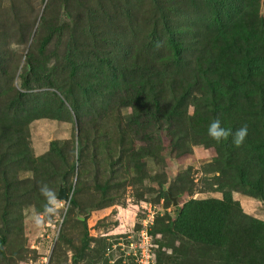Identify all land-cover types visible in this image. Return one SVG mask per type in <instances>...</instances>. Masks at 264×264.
I'll list each match as a JSON object with an SVG mask.
<instances>
[{
	"label": "rangeland",
	"instance_id": "1",
	"mask_svg": "<svg viewBox=\"0 0 264 264\" xmlns=\"http://www.w3.org/2000/svg\"><path fill=\"white\" fill-rule=\"evenodd\" d=\"M145 226L264 264V0H0V264H137Z\"/></svg>",
	"mask_w": 264,
	"mask_h": 264
},
{
	"label": "clouds",
	"instance_id": "2",
	"mask_svg": "<svg viewBox=\"0 0 264 264\" xmlns=\"http://www.w3.org/2000/svg\"><path fill=\"white\" fill-rule=\"evenodd\" d=\"M208 135L215 139L217 142H220L223 139H227L231 135L233 143L236 146H240L244 143L245 138L248 135V128L247 126H244L233 133L230 129L222 127L220 119L217 118L210 123L208 127ZM41 192L47 198L49 206L46 207V211L48 213H52L56 209H59L61 207L59 199L57 198V193L53 189L49 190L47 187H45L41 189ZM34 219L38 225L41 224V220L38 216L34 217Z\"/></svg>",
	"mask_w": 264,
	"mask_h": 264
},
{
	"label": "built area",
	"instance_id": "3",
	"mask_svg": "<svg viewBox=\"0 0 264 264\" xmlns=\"http://www.w3.org/2000/svg\"><path fill=\"white\" fill-rule=\"evenodd\" d=\"M141 237L142 240L140 241L137 250L133 252L137 264H157L152 259L151 253L149 251V247H148L149 235L146 226L141 231Z\"/></svg>",
	"mask_w": 264,
	"mask_h": 264
},
{
	"label": "water",
	"instance_id": "4",
	"mask_svg": "<svg viewBox=\"0 0 264 264\" xmlns=\"http://www.w3.org/2000/svg\"><path fill=\"white\" fill-rule=\"evenodd\" d=\"M57 198L59 200H63L66 201L68 199V192H67V188L65 186H60L58 193H57ZM173 203H176V200L174 197H172Z\"/></svg>",
	"mask_w": 264,
	"mask_h": 264
},
{
	"label": "trees",
	"instance_id": "5",
	"mask_svg": "<svg viewBox=\"0 0 264 264\" xmlns=\"http://www.w3.org/2000/svg\"><path fill=\"white\" fill-rule=\"evenodd\" d=\"M53 144H55V143H53ZM56 147H54L53 145H51V152L52 151H54V149H55ZM47 160V158H46V156H42L41 157V161H46ZM70 168H71V166H70ZM66 181V180H65ZM62 186V185H61ZM59 190V189H58Z\"/></svg>",
	"mask_w": 264,
	"mask_h": 264
}]
</instances>
